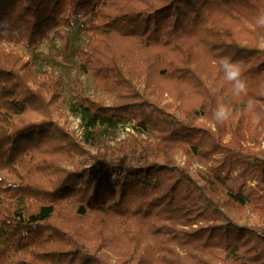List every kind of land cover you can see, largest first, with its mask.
Masks as SVG:
<instances>
[{"label": "trees", "instance_id": "1", "mask_svg": "<svg viewBox=\"0 0 264 264\" xmlns=\"http://www.w3.org/2000/svg\"><path fill=\"white\" fill-rule=\"evenodd\" d=\"M258 12H264V0H0V264H112L55 220L67 208L104 218L186 217L189 228L165 226L169 239L199 250L219 247L231 261L242 258L240 246L249 238L264 251V231L240 226L227 214L230 204L250 198L227 184L230 168L222 166L238 161L240 175L249 174L264 197V157L232 151L218 143L219 126L214 131L188 122L141 97L116 46L131 40L147 62L153 47L175 50L172 69L179 78L199 79L192 67L197 52L212 60L225 50L251 54L261 66L264 46L256 32L243 43L229 24ZM72 28L84 41L81 69L129 96L106 106L77 94L69 109L80 118V137L51 117L59 78L19 52L45 41L51 51ZM132 118L136 129L157 131L160 142L112 144L118 125ZM195 136L224 153L200 177L189 172L192 155L201 154L196 143L185 150L183 165L174 156L177 143Z\"/></svg>", "mask_w": 264, "mask_h": 264}, {"label": "rangeland", "instance_id": "2", "mask_svg": "<svg viewBox=\"0 0 264 264\" xmlns=\"http://www.w3.org/2000/svg\"><path fill=\"white\" fill-rule=\"evenodd\" d=\"M260 14L258 12L229 20L237 38L243 43L251 42L255 31L260 46L264 45V27L256 23ZM66 36L64 41L54 42L55 48L51 51L50 44L45 41L37 49L20 47L19 52L24 59L34 60L38 70L53 71L59 78L60 97L51 105V117L68 129H74L80 137V118L71 114L69 109L77 94L106 106L122 104L129 96L122 89H116L105 80L99 81L91 73L84 72L78 56L84 41L77 35L75 28L68 30ZM116 46L124 58L126 73L141 97L155 101L178 116H184L188 122L214 131L219 126L221 135L218 143L232 151L252 160L264 157V65L259 66L254 55L225 50L212 60L202 52H197L192 67L199 79L193 76L179 78L172 69L173 63L178 62L175 50L153 47L148 53L147 62L143 53L134 49L131 40H119ZM224 56L239 62L247 83L246 93L234 95L232 84L226 80L219 67L218 61ZM249 100L254 102L251 109L248 107ZM220 104L229 106L231 115L222 124H215L213 112ZM128 114H134V109H129ZM135 122L136 119L132 118L120 123L112 144L123 139H137L150 144L160 142L157 131H140L136 129ZM195 143L201 154L192 155L189 172L194 177H200L207 174L210 165L217 164L224 153L212 147L207 137L195 136L192 140L177 143L179 148L174 156L179 164H184L187 156L185 150H189ZM203 150L208 153H202ZM25 163L22 172L25 171ZM222 166L230 168L227 184L250 198L244 205L230 204L228 216L240 226L263 232L264 197L260 188L255 187L256 181L250 179L249 174L244 177L240 175L238 161ZM55 220L77 231L80 242L86 246L98 247L99 253L104 254L112 264H264V251L254 238H249L240 246L239 256L242 258L239 261H231L219 247L199 250L180 239H169L165 226L189 228L191 221L186 217L176 220L156 216L145 220L134 216L104 218L92 212L78 215L73 209L67 208L57 214ZM200 222L203 223L202 220Z\"/></svg>", "mask_w": 264, "mask_h": 264}, {"label": "clouds", "instance_id": "3", "mask_svg": "<svg viewBox=\"0 0 264 264\" xmlns=\"http://www.w3.org/2000/svg\"><path fill=\"white\" fill-rule=\"evenodd\" d=\"M257 25L264 27V12L256 20ZM264 46V45H262ZM219 67L223 70L226 80L232 84L234 95L246 93L247 83L243 77V69L239 62L232 60L231 57L224 56L218 61ZM254 102L249 100L248 107L251 109ZM231 115V108L225 104L217 105L213 112V121L215 124H222Z\"/></svg>", "mask_w": 264, "mask_h": 264}]
</instances>
